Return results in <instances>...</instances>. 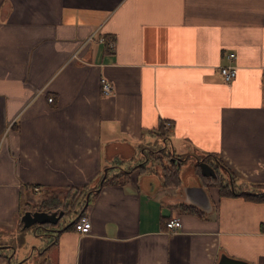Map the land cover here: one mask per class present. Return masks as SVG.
Wrapping results in <instances>:
<instances>
[{
    "label": "crops",
    "instance_id": "1",
    "mask_svg": "<svg viewBox=\"0 0 264 264\" xmlns=\"http://www.w3.org/2000/svg\"><path fill=\"white\" fill-rule=\"evenodd\" d=\"M157 148L188 157L179 185L151 171ZM212 155L237 189L264 185V0H0V264H264V201L221 195L194 168ZM77 190L89 234L23 228Z\"/></svg>",
    "mask_w": 264,
    "mask_h": 264
},
{
    "label": "trees",
    "instance_id": "2",
    "mask_svg": "<svg viewBox=\"0 0 264 264\" xmlns=\"http://www.w3.org/2000/svg\"><path fill=\"white\" fill-rule=\"evenodd\" d=\"M172 154H173V152L169 151V152H164L163 154H161V152H160L157 155V153H154L152 151V154L150 156L151 159L148 160V158H150L149 156L147 158L148 161H150V160L157 161L159 163V165L161 166L163 175L166 177V181L163 184L164 186H168L170 184L179 185L181 183L180 176H179L180 170H179L178 166L175 165V164H167V163L164 162V158L168 157V156H171ZM212 156L216 157L215 155H212ZM216 159H217V163L216 162H212V165H214L216 167V170H217V168L222 167V168H224L226 170V172H228V174L230 175L229 177H231L232 182L234 184V190L231 189L230 180L229 179L226 180L224 178V176H222V175H218L217 178H206V177H204V179L206 181H208V183H210L211 185L217 186L219 188V191H220L221 195H224V196L225 195H243L246 198L251 199L253 201H257V202H263L264 201V185H256V187L259 188V189L256 190V191H251V192L246 191V190L242 191V190L237 189V185L235 183V179H234V176H233V173H232L231 169H229V167H227L226 163L222 159H220L219 157H216ZM180 160H182V159H180ZM147 162H144V164H146ZM182 162H184V160H182ZM181 164L182 163H180V165ZM139 166L143 167L142 165L136 164V165L131 166L129 168L123 169L122 171H120L119 173L114 174V175H110V173L108 172L107 177L104 180L103 185L108 184V183H116L119 180H120V182L122 184H124L129 179V174L135 168H137ZM195 166L197 167V170L199 171V174H201L199 164L195 163ZM110 168H113V167H110ZM110 168H109V170H111ZM102 186H100L99 183H98L94 187V189H98L99 190ZM87 193H88V191H86L84 193L83 190H77L76 194L73 195V197H72L73 198L72 201H70V202L63 201V199H60L59 197H55V196L49 197V198H47L48 200L44 199L42 201V203L38 206V209H43V208H46V209H51V208L59 209V208H62V209L65 210L64 216H66L68 214H73V218H74V217H76V215L80 214V211H81V209H82V207H83V205L85 203V197H86ZM81 196H83V197H81ZM57 200H58V202H55ZM50 204H53L52 207L49 206ZM181 208L183 210L195 211L194 210L195 207L192 206V205L182 204ZM85 211H83L81 214H84ZM59 225L60 224L55 225L53 227L58 228ZM72 225L74 226V223L67 225L66 227H64V229L65 228H70ZM44 226L51 227L52 225H43V226H38V227L40 228V227H44ZM62 230L63 229H61L60 231H62Z\"/></svg>",
    "mask_w": 264,
    "mask_h": 264
},
{
    "label": "water",
    "instance_id": "3",
    "mask_svg": "<svg viewBox=\"0 0 264 264\" xmlns=\"http://www.w3.org/2000/svg\"><path fill=\"white\" fill-rule=\"evenodd\" d=\"M173 152V151H172ZM174 154V152H173ZM167 158H165L166 160ZM173 163H175L176 165L180 166V163L182 162V160H178L174 157H172ZM171 163V162H169ZM199 167H200V171H201V175L203 177L206 178H217L218 177V171L208 162H206L205 160H200L199 161ZM104 175L100 181V184L102 185L104 180L107 177V172L108 169H105L104 171ZM231 189L234 190V184L231 180ZM203 192V194L206 196L205 194V190L204 188H200ZM90 195L91 193L88 192L86 195V201L80 211V214L86 210L88 203H89V199H90ZM65 211L64 209H60V210H52V211H26L22 218V224H23V228L27 229L30 228L32 226H43V225H58L60 223V220L64 217ZM78 216H76L72 221L71 224H73ZM70 224V223H69ZM49 229V231H51L52 233H56L59 230L58 229H54V228H47ZM217 264H250L248 262L242 261V260H237L234 258H230L226 255H222L220 260L218 261Z\"/></svg>",
    "mask_w": 264,
    "mask_h": 264
},
{
    "label": "built area",
    "instance_id": "4",
    "mask_svg": "<svg viewBox=\"0 0 264 264\" xmlns=\"http://www.w3.org/2000/svg\"><path fill=\"white\" fill-rule=\"evenodd\" d=\"M93 36L90 37L92 39ZM100 41H104V38H100ZM228 59L232 60L235 58V53H230L227 56ZM220 73L224 77V80L226 82H231L237 75V67L233 64H227L225 66L220 67ZM114 87L113 84L107 80L106 78L101 79V93L103 96H109L113 93ZM49 102H53V98L49 97L48 98ZM171 126V122L166 121L164 123V128L169 129ZM39 187H35V191H39ZM77 219L74 222V227L75 230L82 234V235H87L91 232L92 230V222L89 216L84 213V214H78ZM166 228L168 231L171 233H176L182 228V221L179 216H173L170 219L167 220L166 222Z\"/></svg>",
    "mask_w": 264,
    "mask_h": 264
},
{
    "label": "rangeland",
    "instance_id": "5",
    "mask_svg": "<svg viewBox=\"0 0 264 264\" xmlns=\"http://www.w3.org/2000/svg\"><path fill=\"white\" fill-rule=\"evenodd\" d=\"M153 152L154 153H157V155H158V153H160L161 152V154H163L164 152H169V151H166V148L165 149H163V148H157V149H153ZM172 157H174V158H176V159H178V160H180V159H182V160H184V162H181L182 164H184L186 161H187V158L188 157H179V156H177V155H175V154H172L171 156H168V157H165V158H167L168 160L170 159V158H172ZM165 158H164V162H165ZM166 159V160H167ZM196 163H198L199 164V162L197 161ZM127 164V163H126ZM174 164V163H173ZM184 166V168H183V170H187L188 168H189V164L188 165H183ZM214 168H216L214 165H212ZM194 168L197 170V167L194 165ZM219 169H220V171H219ZM217 170H218V175H222V176H224V178L227 180V179H229L230 180V183H231V177H229L230 175L227 173V172H225L224 171V169L223 168H217ZM153 173H154V175H156V176H158V177H160L161 179H162V170H161V166L159 165V163L158 164H156V165H154L153 166V170H151ZM242 188V187H241ZM239 189V190H242V189ZM243 191V190H242ZM72 195V194H71ZM81 197H83V196H81ZM85 201H86V197H85ZM65 211V210H64ZM72 218H73V214H68V215H66V216H64L62 219H61V224L62 225H64L66 222L67 223H69V222H71L72 221ZM30 233H31V235H34L35 236V234H34V231L33 230H30ZM32 247V246H31Z\"/></svg>",
    "mask_w": 264,
    "mask_h": 264
},
{
    "label": "flooded vegetation",
    "instance_id": "6",
    "mask_svg": "<svg viewBox=\"0 0 264 264\" xmlns=\"http://www.w3.org/2000/svg\"><path fill=\"white\" fill-rule=\"evenodd\" d=\"M77 216V215H76ZM75 218V217H74Z\"/></svg>",
    "mask_w": 264,
    "mask_h": 264
}]
</instances>
